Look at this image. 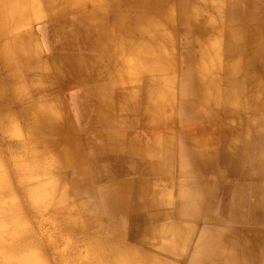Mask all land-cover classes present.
Returning <instances> with one entry per match:
<instances>
[{"label": "bare ground", "instance_id": "6f19581e", "mask_svg": "<svg viewBox=\"0 0 264 264\" xmlns=\"http://www.w3.org/2000/svg\"><path fill=\"white\" fill-rule=\"evenodd\" d=\"M212 2L213 0H205L206 10L198 7L197 0H0V113L8 106L9 109L17 107L18 110L14 109L12 113L9 111V117L5 119L19 121L24 135L16 145L20 146L26 163L24 167L17 163V159H13L15 171L35 182L38 175L44 177L64 169L57 160L59 157L63 162L62 166L77 175L73 182L78 188L84 182L92 186L96 181L90 174L92 165L102 164L105 173L108 171L112 177L109 185L99 193L101 201L98 199V202L108 214L109 220L103 226L98 221L100 218L93 216L84 221L75 220L71 210L56 209L52 202L54 200L37 203V199L45 194L43 191L51 188L56 191L51 183L46 188H33L28 187L29 184L19 183L23 187L22 194L30 216L37 217L50 209L53 217H47L46 225L54 230L65 231L71 237L58 235V232L54 239H49L57 264H172L167 259L147 253L146 239H138L137 242L135 239L138 246L129 245L128 242L137 235L156 238L162 236L164 242L162 241L160 248L168 258L179 261L186 259L185 253L181 254L179 248L184 251L191 248L195 238L192 232L196 231L199 224L191 221L192 226L183 228L187 229V233L177 235L173 233L175 225H158L157 220L160 219L156 216L159 214L149 213L162 210L165 206L161 195L170 188L169 164L172 163V156L161 152V140L153 127L170 114L166 110H171L174 94L177 99L180 94L191 96L190 100L187 99L182 104V108L190 111L196 118L210 117L205 111L207 98L218 92V82L222 80L218 79V66L214 62L216 59L212 49L214 46L220 45L225 58H235L240 54L239 48L244 40L252 45L264 44L262 23L256 30L248 25L249 21L257 19L252 13L239 16V31L225 29L216 34L217 38L211 39L214 31L206 27L205 23H200L199 17L213 8ZM241 4L242 1L233 7L238 8ZM171 9H176L180 14L176 21L188 22L194 35L183 61L186 66L185 80L174 91L171 84L173 50L170 35L161 31V22L171 17ZM189 11L192 16L184 18V14ZM37 26H40L39 29ZM223 36L228 39L225 43L220 40ZM40 38L44 43L48 41L50 44L49 48H45L46 44H41L40 54H36V42ZM256 70L258 73L250 72L248 80L251 79V85L257 91L254 100L258 99V102L261 99L264 101V61L257 65ZM239 72L240 68L236 64L229 66L227 81L237 85L234 80ZM73 88L83 93L84 105L90 106L93 111L91 118L83 124L86 127L79 129L70 124L72 118L68 115L67 108L62 114L63 125L47 123L52 118L48 96H57L59 90ZM221 94L226 95L223 91ZM77 98L76 95L72 96L74 105ZM209 107L217 108L216 105ZM236 107L237 105L229 103L222 111V115H225L223 117L233 114L236 117L241 111L240 107ZM117 113L135 116L151 140V145L145 148L140 146L139 155H136L139 166L147 170L143 173L147 174L146 179H121L113 168L116 163L126 160L128 155H134L131 146H136L134 142L125 141L121 137V131H117L122 124ZM261 131L264 133V125ZM46 132L51 137L45 140ZM90 135L98 139L100 144H96ZM185 137L187 149L185 155H182V161L188 158V164H192L189 165L191 174L195 173L194 179L184 184L187 192L185 198L189 202L200 194L196 192L201 183L198 175L204 176L213 171L215 157L211 156L208 144L197 145L190 134ZM85 148H90L93 153L87 155ZM225 155L221 156L222 163ZM234 171V167L230 166L223 173L213 172L214 176L217 175L222 193L228 188L227 178ZM150 176L152 178H148ZM242 178L249 177L243 174ZM252 180L256 182L250 190L244 191L242 187L235 190L239 199L247 196L246 192L254 194L261 188L264 173H259ZM161 181L164 183L163 188L155 189L154 184ZM5 182L0 177V197L8 196L4 194V190L8 189ZM90 186L88 190L93 195L94 188ZM187 188H190L189 192ZM147 195L151 198H146ZM238 197L234 202L232 215L236 223L264 219L263 207L259 202H254V199L249 201V213L243 218L242 209L246 206V201H238ZM180 202L177 203L180 205L169 212L175 221L182 223L185 216H196L190 202L187 209L183 206L182 196ZM49 204L53 207L50 208ZM181 208L186 209V212L181 211ZM8 211L7 204L0 206V215L3 216V223H6L4 239L0 236V264H21L25 262H20L23 259L11 255L9 238L11 246L27 253L26 248L23 249L18 244L30 236L25 233L9 236V229L17 227L18 221L14 220L16 217L13 214L6 213ZM119 218L128 223L138 222L150 226L140 231L133 230L132 233L122 231L118 228ZM153 219H156L155 224L148 223ZM205 221L218 225L217 220ZM2 229L0 227V233ZM163 231L171 233L163 236ZM238 231L239 234L231 236L237 231L230 230L229 236L226 235L229 237L227 240L219 239L220 241L214 242L210 241L212 238L200 234L195 239L194 246L199 249V254L193 256L189 264H264L263 231L257 228H242ZM224 233L219 232L220 235ZM206 235L209 233L206 232ZM78 237L87 242L84 250L76 248L75 239ZM55 240H63L62 251L54 246ZM207 245L212 247L211 250H204ZM228 249L237 254H228Z\"/></svg>", "mask_w": 264, "mask_h": 264}, {"label": "rangeland", "instance_id": "374dc122", "mask_svg": "<svg viewBox=\"0 0 264 264\" xmlns=\"http://www.w3.org/2000/svg\"><path fill=\"white\" fill-rule=\"evenodd\" d=\"M197 1L199 2L198 7L206 9L203 5V0ZM213 1L215 2L214 6L216 4V10L211 8L203 12L199 17L200 23H205L206 27L214 31V34L211 33V39L217 38L216 34L224 32L225 29L239 31L241 24L237 19L239 16L243 14L246 15L247 13H252L257 18L255 21H249L248 23L250 27L252 26L253 30L258 29L257 27L261 23V25H263L262 28H264V18L262 19V15L264 14V0H244V4L238 6V8H234L232 4L241 0L232 2L229 0ZM178 13L176 9H171V17L167 19V21H160L163 24L161 31L164 32V34L170 35L169 41L173 50L171 54L173 68L171 84L173 91L177 89L182 80H185L186 66H184L185 64L183 61L187 51H189L194 36L193 30L188 22L185 20L183 22L176 21L180 15ZM190 16H192L191 11L186 12L183 17L188 19ZM163 18L166 19L165 16ZM39 27L40 26H37L36 28L39 29ZM194 28L195 27H193V29ZM245 39H247V37ZM220 40L225 43L228 39L223 36ZM45 42L46 43H44L41 38L36 42V54H40L41 44L44 46L46 44L45 48H49L50 43L48 41ZM219 46L220 45H218V47L214 46L212 49H214L215 53L213 57L216 59L214 62H216L218 66V79L222 80L218 82V92L209 95L207 98L208 105L205 110L211 119L210 117L206 119L196 118L190 111L182 108V104L185 103L187 99H191L190 95L184 94L182 96V94H180L177 99V96H175L176 94H174L171 101V110H166L170 114H168V117L162 118V121H159L158 125L153 127L154 129L156 128L157 136L161 140V152L170 154V156H172V163H170L171 165L169 164V172L171 173L170 188H168V192H163L161 195V200L165 206L162 210L149 213L153 214L157 212L159 215L158 217L156 216V218L160 219L157 220L158 225H175L173 233L177 235L182 234V236L187 233V229L184 230L183 228L192 226L191 221L197 222L199 225L196 227V231L194 232L193 230L192 232L195 234L193 245L185 251L179 248L180 252H182L181 254L185 253L186 255L184 261H179L168 258L163 249L160 248L161 244L164 242V237L162 236L156 238L154 236L143 237L142 235H137L128 242L131 246H138V243L134 241L135 239L136 242L138 239H146L148 243L145 247V251L147 253L157 258L167 259L172 264H189L190 259L199 254V249H195L194 246L196 242L195 239L200 234L205 237L208 236L209 239L212 238L210 241L214 242L219 239L227 240L230 230H234V232L237 231L236 234H231V236H235L239 234V229L246 228L250 230L257 228L263 231L262 234L264 236V219L261 221L257 220V222L256 220H244V222L240 224L236 223V219L232 216L234 214V202L237 199L236 197H238L235 190L238 187L244 188V191L250 190L256 182L252 180V178H255L259 173H264V133L261 131V127L264 125V101L262 99L258 102V99L254 100L257 96V91L251 85V79L248 80L250 72L255 71L258 73L256 67L261 61H264V44L255 43L252 45L244 40L239 48L240 54L235 58H225L222 48ZM232 64H236L240 68V72L234 80L237 81V85H232V83L228 82L226 79L227 69L229 66H232ZM208 65L209 64H207V66ZM232 89L237 90V92H234ZM221 91L226 93V95L228 94L227 97L226 95H222ZM75 95L78 98L75 100L76 103L74 105L71 99L72 96ZM48 99L52 118H50L47 123L63 125L64 120L62 119V114L67 108V111H69L68 115L72 118L70 124L81 129L86 127V125L83 124L93 115L91 107L84 105L83 93L81 94L78 89L59 90L57 96L51 94L48 96ZM229 103L237 105V109L240 107L241 111L236 117L234 114L232 116H227V118L223 117L225 115H222V111L227 108ZM210 105H216L217 108L212 109L209 107ZM59 106H61L60 109ZM14 109L18 110L17 107L9 109L8 106L3 109V113H0V177L6 180L5 183L8 188L4 190V194H8V196L0 197V206L7 204L9 206V211L6 213L13 214V216L16 217L14 220L18 221L17 227L9 229V236H13L17 233H25L30 237H26L23 242L18 244L23 249L26 248L27 253L23 252L24 250H17L14 245L11 246L10 238L9 248L12 251V257L23 259L20 260V262L25 261L21 264H44V262L48 264H57V257L53 250L54 248L50 246L49 239H54V236H57L58 232L60 233L58 235L67 236L70 239L71 237L65 231H61L60 229L54 230L46 225L47 217L49 219L53 217L50 209H47L48 211L46 212H42V214L37 217L30 216L26 199H24L22 194L23 187H21L19 183L29 184L28 187L33 188H46L51 183V186H54L56 191L52 188L43 191L42 193L45 194L37 199V203L54 200L52 202L55 203L56 209L62 208L67 211L71 210L75 220L79 219L84 221L87 217L93 216L94 218H100L98 221L100 226H103L106 225L109 220L107 218L108 214L102 209V205L98 202V199L101 201L99 193L109 185L112 177L108 171L105 173V170L101 167L102 164L92 165L90 167V174L96 181L92 186H90V183L87 184V182H84L86 185L84 184L78 188L73 182L74 179L77 178V175L74 174L71 169L63 167V162L58 157L57 160L64 169H61V171H58L56 174H47V176L44 177L38 175L35 182L27 180L28 178H26V175L15 171L16 164L13 163V159H17V163L21 166L24 165V167L26 163V161L23 160V153L21 152L20 146L16 145L18 141H21L24 137L22 127L19 121H9L5 119L9 117V111L12 113L15 111ZM117 114L119 119L122 120L120 121L122 124L117 131H121V137H124L125 141L134 142L136 146H131L134 155H128L126 160L116 163L113 168L118 172V177L121 179H135L136 177L146 179L147 174L143 175V173H146L147 170L139 166L140 163L136 155H139L138 151L140 146L145 148L151 145V140L147 136V131L135 116L130 114ZM77 118H80V120ZM189 134L192 136L191 139L197 141V145L208 144V149L210 153H212L211 156L215 157L213 159L214 163L212 164L213 171L204 176L198 175L201 183L199 182V189L196 190L197 188H195V190L200 194H198V197L192 198L189 201L190 203L185 198L187 192L186 187L184 188V184L189 180H193V175L195 173L193 172V174H191L189 165L192 166V164H188V158L182 161V155H185L187 149V139L185 136ZM48 137L50 138L51 135L47 134V132L44 133V139L46 140ZM90 137H92L96 144H100L98 139L94 138L92 135H90ZM84 152L87 155L93 153L90 148H85ZM223 154H226L224 163L221 161V156H223ZM230 166L234 167L235 171L231 177L227 178L226 182L229 186H227V189H224L225 193H222L223 191L219 190L220 182H218L216 178L217 175L214 176L213 172L217 171L218 173H223V170ZM243 174L248 175L249 178L243 179ZM148 178L152 177L150 176ZM58 179L60 182H58ZM163 185L164 183L161 181L155 183L153 187L155 189H162ZM261 185V188L257 189L254 194L248 191L246 192L247 196H242V199L238 197V201L241 200L244 201V203L246 201V206L242 209L243 218L244 215L249 213V201H252V199H254V202H259L264 210V180L261 182ZM89 186L94 188L93 195L88 190ZM189 189L190 188H187V191ZM251 191L253 192V190ZM180 196H182L183 206L187 209L189 203L196 214L194 217L185 216V220L182 221V223L175 221L171 214H169L174 207L180 205L177 204L181 203ZM146 198L150 199L151 196L147 195ZM49 207L51 208L53 206L49 204ZM185 210L181 208V211L184 213L186 212ZM205 219L211 221L217 220L218 225L216 223H214L216 226L208 223ZM3 222V216L0 215V227L3 228L0 236L4 239L5 235L3 236V233L4 230L6 231V223ZM118 222L119 229L130 233H132L131 231L133 230L140 231V229L150 226L149 224L142 225L138 222L128 223L122 218H119ZM148 223L151 225L155 224L156 219ZM220 231H223V233L226 231V233L220 235ZM206 232H208L209 235H206ZM170 233L171 232L166 233V231H163L162 235L164 236ZM244 237L246 239L248 238L246 236ZM244 237L242 236V238ZM75 240L77 249L84 250L86 248L87 242L84 239L78 237ZM62 243L63 240H55L54 246L58 248V250H61L64 246ZM31 244L33 246H30ZM52 244L53 243H51V245ZM208 246L209 245L205 246L204 250H211L212 247ZM227 253H230L232 256L237 254L235 251H230V249H228ZM12 262H14V260Z\"/></svg>", "mask_w": 264, "mask_h": 264}, {"label": "crops", "instance_id": "0c3cea01", "mask_svg": "<svg viewBox=\"0 0 264 264\" xmlns=\"http://www.w3.org/2000/svg\"><path fill=\"white\" fill-rule=\"evenodd\" d=\"M229 1L232 2V1H235V0H229ZM241 1H242V4H244L245 1H244V0H241ZM239 2H240V1H237L236 3L232 4V6H233V5H236V4L238 5ZM214 3H215V2L213 1L212 4H213V8L215 9V8H216V7H215L216 4H215V6H214ZM242 4H241V5H242ZM203 5H205V0H203ZM215 10H216V9H215Z\"/></svg>", "mask_w": 264, "mask_h": 264}]
</instances>
